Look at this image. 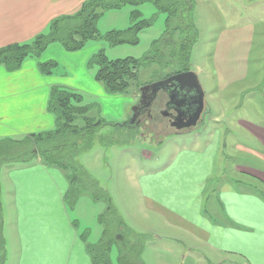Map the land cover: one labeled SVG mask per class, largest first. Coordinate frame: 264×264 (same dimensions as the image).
I'll list each match as a JSON object with an SVG mask.
<instances>
[{"label": "rangeland", "instance_id": "374dc122", "mask_svg": "<svg viewBox=\"0 0 264 264\" xmlns=\"http://www.w3.org/2000/svg\"><path fill=\"white\" fill-rule=\"evenodd\" d=\"M167 3L168 0H162L163 12L151 2L137 7L142 13L141 19H153V22L138 34V43L134 44L131 43L134 36L128 33L133 7L126 5L119 10L104 12L97 23L100 35L125 32L120 37L114 36V39L125 41L111 44L103 38L91 41L80 50L85 55L83 70L89 75H94L98 70L94 56L101 50L108 60L133 58L140 61L142 64L137 71V80L131 82L126 94L110 95L102 86V92L108 98L90 93L80 77L82 67L79 69L76 62L64 60L55 50L50 53L52 58L59 60L52 75L65 80L73 78L64 85L80 89L69 91L81 95L82 105L93 106L86 116L95 119L101 117L105 122L90 138L80 140V149L72 158L73 166L64 171L59 170L67 175L66 181L70 186L65 195L68 214L87 244L91 261L96 264H122L120 258L126 250L114 238L123 234L131 237L123 239L134 244L130 248V256L137 258L141 264H219V255L210 251L202 240L182 229L172 228L156 213L148 208L146 210L138 185H144L147 177L154 178L150 181L155 184L157 173H162L163 162L171 159L177 150H202L219 134L212 181L204 189L202 206V214L214 220L219 214L220 205L212 195L217 185L211 184L218 178L226 161L222 155L227 154L228 157V177L233 173V158L238 156L233 147L234 141L231 140L235 138L231 135L236 132L235 119L248 118L251 122L264 124V0H174L180 16V23L172 24L176 31L166 23L167 16H170ZM234 24H250L253 30L248 63L249 79L246 83L237 87L229 86L222 91L215 74L217 42L220 33L226 30L224 28ZM183 26L188 29L191 46L188 68L197 75L205 94V102L213 107V112L209 116L204 113L199 126L191 132L180 135L171 131L159 134L146 132L139 135L128 129L127 122L140 88L172 74L173 67L164 57L163 49L164 53L171 50L170 45L165 46L169 38L175 41L183 38ZM49 27L46 25L42 33H48ZM55 45L51 47L63 49ZM44 55L39 60H32L43 63ZM247 86L252 90L247 92ZM251 102L256 105L254 110L247 108ZM122 115V119H118ZM226 134L229 135V146L224 151ZM13 148L17 150L18 147ZM7 157L0 154V233H4L3 243L0 239V254H5L4 247L11 246L4 237L10 231L7 217H14L8 185L3 183L10 167L22 163L8 161ZM246 190L263 194L256 188ZM114 222L118 225L116 235L112 230L116 225Z\"/></svg>", "mask_w": 264, "mask_h": 264}, {"label": "crops", "instance_id": "0c3cea01", "mask_svg": "<svg viewBox=\"0 0 264 264\" xmlns=\"http://www.w3.org/2000/svg\"><path fill=\"white\" fill-rule=\"evenodd\" d=\"M85 1L0 0V49L28 43L54 18L75 14ZM224 29L215 54V74L222 91L248 81L253 33L250 24H234ZM49 48L43 63L55 62L58 66L59 60L50 55L55 50L61 58L76 62L83 70L82 51L71 53L60 47ZM52 74L42 75L31 59L15 72L0 66V141H18L54 127V119L46 108L50 88H77L64 85L73 78L59 79ZM94 75L83 70L82 83L90 93L106 97ZM246 89L252 90L250 86ZM205 105L209 116L213 107L207 102ZM247 108L254 110L256 105L251 102ZM234 124L236 132L231 135L235 138L231 140L238 156L233 158V173L228 177V157L224 154L226 161L211 184L217 185L212 193L220 205L217 218L210 220L202 214V206L204 189L212 181L219 134L202 150H177L163 162L155 184L150 181L154 178L147 177L144 185H138L140 197L146 210L156 213L164 223L202 240L219 255V264H264V124L248 118L235 119ZM228 140L226 134L224 151L229 146ZM66 176L57 168L44 166L38 156L6 172L3 185H8L14 217H7L10 231L4 238L11 246L4 247L5 264H96L68 214L65 195L70 186ZM247 188H256L263 194L249 192ZM1 222L3 229L4 219ZM127 237L131 239L128 234L117 235L116 240L124 243L127 241L123 238Z\"/></svg>", "mask_w": 264, "mask_h": 264}, {"label": "trees", "instance_id": "16d2710c", "mask_svg": "<svg viewBox=\"0 0 264 264\" xmlns=\"http://www.w3.org/2000/svg\"><path fill=\"white\" fill-rule=\"evenodd\" d=\"M145 2L153 3L158 7V10L163 12L162 0H87L75 14L54 18L49 23L48 33L38 34L31 43L14 44L1 48L0 66L8 72H15L22 67L26 60L41 59L42 54L53 44H58L64 51L72 53L83 50L91 41L98 39L104 38L111 44L122 43L125 40L114 39V36L120 37L125 32H110L101 36L97 29V23L104 12L119 10L126 5L133 7L129 16L131 26L128 30V33L134 36L131 43H138V34L153 22V19H141L142 13L138 11L137 7ZM166 8L170 11L166 23L173 31H176L172 24H179L180 16L174 0H168ZM182 31L185 33L179 41L171 38L167 40L165 46H171L168 53H164L163 49L164 57L173 67L172 73L189 70L191 48L188 41L189 33L184 26ZM94 62L98 67L94 80L110 95L126 94L131 82L137 80V71L142 64L133 58L108 60L102 50L94 56ZM36 63L39 72L46 76L51 75L57 67L55 62ZM82 103V97L78 93L59 87L50 88L46 108L54 119V127L49 131L30 134L18 141L9 139L0 141V154L8 156V161L24 163L32 160L34 156H38L44 166L63 171L73 166L72 158L75 152L80 149V140L90 138L105 125L101 117L96 119L87 117L88 111L93 106L89 107ZM14 146L18 147L17 150L13 148ZM117 227V223L112 227L115 235L118 233ZM119 243L126 250L125 255L120 258L122 264H141L137 258L130 256V248L134 244ZM4 261L5 257L1 253L0 264H4Z\"/></svg>", "mask_w": 264, "mask_h": 264}, {"label": "flooded vegetation", "instance_id": "af4514ba", "mask_svg": "<svg viewBox=\"0 0 264 264\" xmlns=\"http://www.w3.org/2000/svg\"><path fill=\"white\" fill-rule=\"evenodd\" d=\"M174 74L176 73L162 79ZM140 96L139 92L138 99L134 105L135 121L128 124V129L136 131L139 135H143L146 132L159 134L166 131L180 135L194 129L188 128L181 131L175 129V125L180 123L179 120H182L181 123L187 122L189 116L193 113L194 98L189 90L177 89L174 91L173 88H164L156 94L148 91L144 93L143 101H139ZM132 115L129 121H131Z\"/></svg>", "mask_w": 264, "mask_h": 264}, {"label": "water", "instance_id": "95a60500", "mask_svg": "<svg viewBox=\"0 0 264 264\" xmlns=\"http://www.w3.org/2000/svg\"><path fill=\"white\" fill-rule=\"evenodd\" d=\"M164 88H173L174 91H176L177 89L189 90L194 98L193 113L189 116L187 122L181 123L182 120H179L180 123L178 125H175V129L177 131H181L183 129L196 128L200 123L202 115L208 112V109H206L204 105L205 95L201 85L198 82L197 75L191 70L179 72L166 79L159 80L151 85L143 86L139 91L141 95L139 101H143L145 92L150 91L152 92V94H156L159 90H162ZM134 109L135 107L133 108L131 121H128L127 124L135 121L136 116L134 113Z\"/></svg>", "mask_w": 264, "mask_h": 264}]
</instances>
